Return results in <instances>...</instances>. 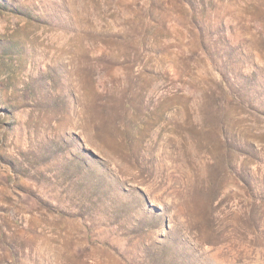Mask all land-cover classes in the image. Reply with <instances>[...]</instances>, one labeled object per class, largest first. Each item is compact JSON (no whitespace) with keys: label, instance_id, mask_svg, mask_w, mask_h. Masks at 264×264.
<instances>
[{"label":"rangeland","instance_id":"rangeland-1","mask_svg":"<svg viewBox=\"0 0 264 264\" xmlns=\"http://www.w3.org/2000/svg\"><path fill=\"white\" fill-rule=\"evenodd\" d=\"M0 264H264V0H0Z\"/></svg>","mask_w":264,"mask_h":264},{"label":"bare ground","instance_id":"bare-ground-1","mask_svg":"<svg viewBox=\"0 0 264 264\" xmlns=\"http://www.w3.org/2000/svg\"><path fill=\"white\" fill-rule=\"evenodd\" d=\"M126 258H128V257H126Z\"/></svg>","mask_w":264,"mask_h":264}]
</instances>
